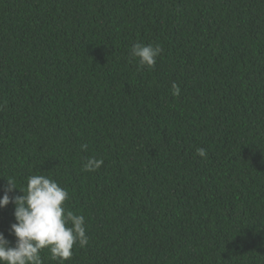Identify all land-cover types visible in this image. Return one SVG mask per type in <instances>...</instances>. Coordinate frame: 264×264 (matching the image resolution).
Wrapping results in <instances>:
<instances>
[{"label":"trees","instance_id":"1","mask_svg":"<svg viewBox=\"0 0 264 264\" xmlns=\"http://www.w3.org/2000/svg\"><path fill=\"white\" fill-rule=\"evenodd\" d=\"M33 174L85 217L63 264H264V0H0V195Z\"/></svg>","mask_w":264,"mask_h":264},{"label":"clouds","instance_id":"2","mask_svg":"<svg viewBox=\"0 0 264 264\" xmlns=\"http://www.w3.org/2000/svg\"><path fill=\"white\" fill-rule=\"evenodd\" d=\"M160 44L134 43L129 56L138 61L141 67L152 69L157 57L163 52ZM172 95L180 94L176 82L171 84ZM87 145H81L86 149ZM197 155L206 156V150L197 149ZM103 164L102 158L89 157L83 165V171L94 172ZM0 195V208L9 203L14 205V223L9 232L14 236L11 243L0 232V264H43L41 252L47 249L52 260H69L74 245L83 248L89 243L86 234L85 217L68 210L65 202L69 198L68 190L45 175H30L26 178V186L20 189L14 178H9ZM19 190L20 195H10Z\"/></svg>","mask_w":264,"mask_h":264}]
</instances>
